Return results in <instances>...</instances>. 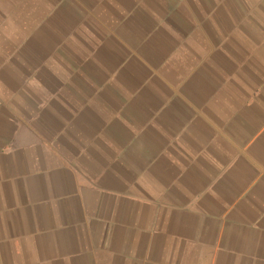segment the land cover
Masks as SVG:
<instances>
[{
  "label": "crops",
  "instance_id": "crops-1",
  "mask_svg": "<svg viewBox=\"0 0 264 264\" xmlns=\"http://www.w3.org/2000/svg\"><path fill=\"white\" fill-rule=\"evenodd\" d=\"M0 264H264V0H0Z\"/></svg>",
  "mask_w": 264,
  "mask_h": 264
}]
</instances>
